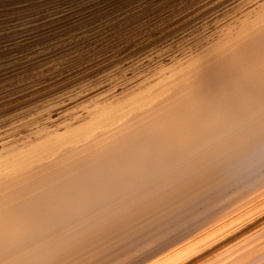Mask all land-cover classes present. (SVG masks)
Masks as SVG:
<instances>
[{
	"label": "bare ground",
	"instance_id": "bare-ground-1",
	"mask_svg": "<svg viewBox=\"0 0 264 264\" xmlns=\"http://www.w3.org/2000/svg\"><path fill=\"white\" fill-rule=\"evenodd\" d=\"M117 6L0 73V264H264V0Z\"/></svg>",
	"mask_w": 264,
	"mask_h": 264
},
{
	"label": "rangeland",
	"instance_id": "rangeland-1",
	"mask_svg": "<svg viewBox=\"0 0 264 264\" xmlns=\"http://www.w3.org/2000/svg\"><path fill=\"white\" fill-rule=\"evenodd\" d=\"M125 1H127V0H71V1H69V0H0V43H1L0 44V56H1L0 57V66L2 67V68L0 67V73L3 72L4 75L8 76L10 74L9 72H12V71L11 70L3 71V70H5V68L8 69L9 66H15V65H18L21 63H25V66H26V64H28L29 65V66L27 65L28 68L32 67L33 63L35 64V62L37 61L36 58H38L42 53L49 51L50 48L54 47L55 43L58 44L62 40L66 39L65 38L67 36L66 34L71 30L72 27L74 28L77 24H78L77 26H80V27H83V25L87 26L88 24H93L97 20L100 13L115 9L118 7L117 4L120 6ZM144 3H147V2H144ZM112 4H113V6H112ZM74 5H75V7H74ZM174 10H176V9H170L167 6H163V3H160V4H158V7H156V8L153 7L151 9L150 14H148L146 16H136V19L132 20L127 25H128V27H131V28H137L136 31L138 34L136 36H134V38L136 37L137 40L140 42L142 40H145L146 38H149V35L153 36L155 33L169 32L171 27L173 26L172 24H173L174 16L172 14H173ZM85 11H87V12L89 11V12L86 13ZM66 13H68V14H66ZM54 15L56 17L59 16L61 19L56 20V23L46 24L47 22H45V20L47 19V17L48 18H56ZM88 15H90V16H88ZM64 16H66V17H64ZM19 17H21V18H19ZM92 19L94 20V22ZM45 24H46V27H45ZM33 25L37 29H35ZM54 25H55V28L58 27L59 30L57 28L55 29ZM30 26L33 27V31L30 30V28H32ZM49 26H51V27H49ZM53 28L55 29V31ZM49 30L50 31L52 30V31L50 32ZM45 33H47L48 35L47 34L45 35ZM63 34H64V36H63ZM32 36H34V37H32ZM53 36L56 39L58 36V39L56 40ZM35 38L37 41L34 40ZM27 41H28V43H27ZM42 41H44V45H43ZM45 41L46 42L48 41V42L46 43ZM19 42H21V43H19ZM23 42L25 43V45ZM37 42H39V43H37ZM40 42H42V43H40ZM7 44H8V46H7ZM32 44H33V46H32ZM12 47H13V49H11ZM19 47H20V49H19ZM14 48H16V49H14ZM10 49H11L12 53L10 52ZM16 50H17V52H16ZM62 50H63V47L60 48V51H62ZM23 51H24V53H22ZM37 51L40 52L41 54L38 53ZM19 58H20V60H19ZM16 59H17V61H16ZM25 61H27V62H25ZM16 62L18 64H16ZM9 63H11V64H9ZM2 64L4 65V67ZM76 67L73 66L70 69H75ZM233 206L230 208L232 209ZM230 208H229L228 212L224 211L223 213H229L230 211H232ZM223 213H222V215H225ZM215 228H216V226H215ZM213 229H214V227L206 230L207 232L205 231L204 235L206 233L209 234V232H212V234H214V231L217 229H215L214 231H213ZM212 234L210 233L208 236H204V238L209 237Z\"/></svg>",
	"mask_w": 264,
	"mask_h": 264
}]
</instances>
